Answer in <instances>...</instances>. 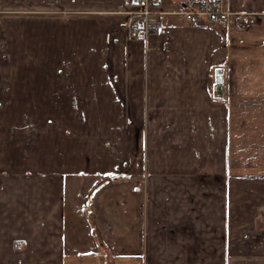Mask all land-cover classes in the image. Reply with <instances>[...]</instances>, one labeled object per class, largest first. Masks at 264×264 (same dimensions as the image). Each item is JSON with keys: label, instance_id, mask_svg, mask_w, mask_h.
Wrapping results in <instances>:
<instances>
[{"label": "crops", "instance_id": "crops-1", "mask_svg": "<svg viewBox=\"0 0 264 264\" xmlns=\"http://www.w3.org/2000/svg\"><path fill=\"white\" fill-rule=\"evenodd\" d=\"M186 1L157 0L143 42L125 0H0L38 18L14 39L41 66V95L67 93L120 129L104 153L48 138L24 169L8 157L0 264H264V0H225L242 28L186 25Z\"/></svg>", "mask_w": 264, "mask_h": 264}, {"label": "rangeland", "instance_id": "rangeland-1", "mask_svg": "<svg viewBox=\"0 0 264 264\" xmlns=\"http://www.w3.org/2000/svg\"><path fill=\"white\" fill-rule=\"evenodd\" d=\"M4 8L8 7L0 8V180L8 177L11 165L8 157L18 169H24L20 166L30 160L35 161L34 154L46 146L41 143L48 138L64 139L62 143L65 144L60 146L65 149L77 147L71 144L73 142L71 139L85 138L87 142L91 140L92 147L97 151L104 153L106 132H112L109 137L115 138L119 137L117 131L120 132V129L105 130V122L106 124L108 122L105 114L108 113L88 111L85 108L86 102L80 103L77 98L66 96L67 93L59 98L41 95L42 83L47 82L41 80V66L29 63L23 40L14 39V36L20 37L18 34H21L22 38L25 37L24 33H16L23 30L26 25L31 27L29 24L37 23L38 18L16 14ZM29 19L33 22L28 21ZM70 83L74 81L66 80L64 85ZM88 99L93 104L100 100L96 97ZM119 118L120 114H113V121ZM260 131L261 129L257 130ZM263 141L262 137L257 143V158L263 159L261 161H264ZM116 149L118 151H114V156L119 155V146ZM100 156L102 160L98 162L103 165L104 154ZM68 158H71V155ZM248 165L246 162V167ZM244 181L245 179H242V185L247 186V182Z\"/></svg>", "mask_w": 264, "mask_h": 264}, {"label": "built area", "instance_id": "built-area-1", "mask_svg": "<svg viewBox=\"0 0 264 264\" xmlns=\"http://www.w3.org/2000/svg\"><path fill=\"white\" fill-rule=\"evenodd\" d=\"M157 0H125V14L127 35L131 40L147 38L156 28L151 22L155 14L154 3ZM184 24L192 26L201 20H206L220 25H226L232 16L238 18L237 25H245L244 16L230 12L225 6V0H187L186 5L177 13Z\"/></svg>", "mask_w": 264, "mask_h": 264}, {"label": "water", "instance_id": "water-1", "mask_svg": "<svg viewBox=\"0 0 264 264\" xmlns=\"http://www.w3.org/2000/svg\"><path fill=\"white\" fill-rule=\"evenodd\" d=\"M221 73H222L221 70H216V72H215V74H216V79L215 80H216L217 83H220L221 80H222Z\"/></svg>", "mask_w": 264, "mask_h": 264}]
</instances>
